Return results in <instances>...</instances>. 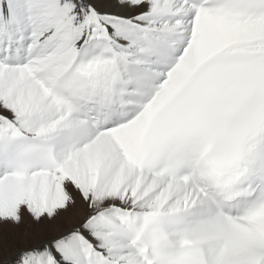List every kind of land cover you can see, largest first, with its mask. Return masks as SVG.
Wrapping results in <instances>:
<instances>
[{"label":"snow or ice","instance_id":"1","mask_svg":"<svg viewBox=\"0 0 264 264\" xmlns=\"http://www.w3.org/2000/svg\"><path fill=\"white\" fill-rule=\"evenodd\" d=\"M0 264H264V0H0Z\"/></svg>","mask_w":264,"mask_h":264},{"label":"bare ground","instance_id":"2","mask_svg":"<svg viewBox=\"0 0 264 264\" xmlns=\"http://www.w3.org/2000/svg\"><path fill=\"white\" fill-rule=\"evenodd\" d=\"M10 226H3V230H0V255H2L8 247L14 246L17 240L20 238L19 234L15 230L9 231Z\"/></svg>","mask_w":264,"mask_h":264}]
</instances>
